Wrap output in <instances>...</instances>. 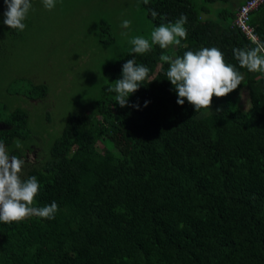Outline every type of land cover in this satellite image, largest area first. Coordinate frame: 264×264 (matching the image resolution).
<instances>
[{
  "label": "trees",
  "instance_id": "obj_1",
  "mask_svg": "<svg viewBox=\"0 0 264 264\" xmlns=\"http://www.w3.org/2000/svg\"><path fill=\"white\" fill-rule=\"evenodd\" d=\"M216 1L142 4L154 27L187 17V38L175 56L216 47L243 76L241 84L195 112L186 98L177 103L169 64L160 60L165 49L120 54L105 66L90 109L70 114L44 156L26 167L22 179L36 176L40 183L33 206L55 201L58 211L53 219L0 221V264H264V72L240 67L234 55L255 47L232 25L233 2L245 0H220L230 7L203 18ZM6 11L0 0V63L5 43L15 40ZM249 23L264 43V2ZM133 58L150 71L122 107L107 89ZM45 80L14 78L9 87L21 81L23 90L0 89V141L11 155L18 157L17 144L33 137L30 111L7 97L45 99ZM243 85L245 111L235 100ZM104 138L114 149L98 147Z\"/></svg>",
  "mask_w": 264,
  "mask_h": 264
},
{
  "label": "rangeland",
  "instance_id": "obj_2",
  "mask_svg": "<svg viewBox=\"0 0 264 264\" xmlns=\"http://www.w3.org/2000/svg\"><path fill=\"white\" fill-rule=\"evenodd\" d=\"M143 1L55 0V7L49 10L43 0H36L27 13L25 29L13 30L15 40L5 43L6 57L0 63V89L7 94L23 90L21 81L9 87L14 78L35 83L46 79L50 85L49 94L42 100L7 97L31 114L33 138L20 144L18 156L25 162L21 178L28 165L44 156L45 144L49 146L57 137L66 118L77 110L90 109L105 81V66L131 51L130 40L143 36L151 43L150 33L159 25L154 27L149 21ZM240 6L233 2L235 11ZM221 7L229 8L230 2L216 1L202 17L215 18ZM124 20L131 21L128 28L122 26ZM175 50L173 45L164 52L175 57ZM238 92L235 100L245 111L250 105L248 90L243 85ZM103 146L114 149L106 138L98 145ZM6 150L11 155V149Z\"/></svg>",
  "mask_w": 264,
  "mask_h": 264
},
{
  "label": "clouds",
  "instance_id": "obj_3",
  "mask_svg": "<svg viewBox=\"0 0 264 264\" xmlns=\"http://www.w3.org/2000/svg\"><path fill=\"white\" fill-rule=\"evenodd\" d=\"M45 8L55 7V0H43ZM7 11L4 23L11 29L23 31L26 27L23 21L31 8L30 0H5ZM148 4V0H144ZM155 18L157 13L151 11ZM187 17H181L175 23L161 24L150 33V40L136 36L130 40L133 45L130 54H144L153 45L161 49L181 44L187 38L184 25ZM131 21L124 20L122 26L128 28ZM255 47L234 49V55L240 67L250 72H264V43L258 39L252 41ZM160 60L169 64L166 77L178 93L177 103L183 105L185 98L194 106L195 112L202 108H210L213 96L223 97L235 90L241 84L243 76L236 68L225 62L223 52L216 48H202L198 51H186L181 56L162 54ZM149 68L137 64L135 58L127 60L122 67V79L108 87L109 92H115V101L125 106L130 93L135 92L147 78ZM147 104V102H146ZM21 145L17 144V148ZM24 160L16 155H10L5 145L0 141V221L4 223L19 222L31 216L53 219L58 211V205L53 201L50 205L35 207L34 201L40 190L36 176L21 178Z\"/></svg>",
  "mask_w": 264,
  "mask_h": 264
},
{
  "label": "built area",
  "instance_id": "obj_4",
  "mask_svg": "<svg viewBox=\"0 0 264 264\" xmlns=\"http://www.w3.org/2000/svg\"><path fill=\"white\" fill-rule=\"evenodd\" d=\"M263 2L264 0H245L236 10L232 21L233 26L238 28L251 41L254 39L259 40V37L255 33L254 27L249 24V14Z\"/></svg>",
  "mask_w": 264,
  "mask_h": 264
},
{
  "label": "flooded vegetation",
  "instance_id": "obj_5",
  "mask_svg": "<svg viewBox=\"0 0 264 264\" xmlns=\"http://www.w3.org/2000/svg\"><path fill=\"white\" fill-rule=\"evenodd\" d=\"M0 127H4V124H1V123H0Z\"/></svg>",
  "mask_w": 264,
  "mask_h": 264
}]
</instances>
